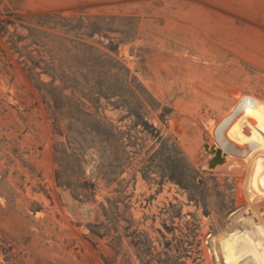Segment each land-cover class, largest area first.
Instances as JSON below:
<instances>
[{"label": "rangeland", "instance_id": "1", "mask_svg": "<svg viewBox=\"0 0 264 264\" xmlns=\"http://www.w3.org/2000/svg\"><path fill=\"white\" fill-rule=\"evenodd\" d=\"M44 15L60 24L81 17L111 31L82 42L106 53L104 34L117 44V54H109L128 71L122 79L150 96L146 120L203 178L207 215L175 184L160 185L154 171L143 179L150 139L141 152L126 146L128 163L118 176L103 168L108 160L88 143L90 135L82 140L86 118L79 111L121 131L133 118L119 121L125 113L104 99L96 114L89 99L96 94L70 90L63 92L65 108L55 110L36 89L24 72L27 53L37 60L36 50L73 51L60 40V26L37 25L51 21ZM3 20L14 25L0 33V264H139L124 237L128 222L157 251L161 234L181 239L186 264H224L215 242L232 226L264 259V0H0ZM206 146L220 150L221 164L209 167L216 157ZM82 178L96 185L93 197L75 198L66 186ZM107 199L117 201V225L100 207H109Z\"/></svg>", "mask_w": 264, "mask_h": 264}, {"label": "trees", "instance_id": "2", "mask_svg": "<svg viewBox=\"0 0 264 264\" xmlns=\"http://www.w3.org/2000/svg\"><path fill=\"white\" fill-rule=\"evenodd\" d=\"M44 18L51 21H37V25L47 27L49 30H55L57 26H60L62 28L60 40L73 45V51L76 53L72 54V50L63 51L60 48L53 52V49H51L46 52L43 51L49 57L45 59V56L42 55L43 52L36 50L38 59L34 60L28 52L27 57L31 61V66L25 65L24 72L31 81L35 80L34 86L36 89L39 92L43 90L46 92L55 110L65 108V104L61 101L62 99L67 100V97L64 96L63 92L70 90L72 93L78 92L84 97L96 94V97L89 98L94 104L96 114L101 107L100 100L104 99L106 107L111 106L113 110L125 113L119 121L133 118L127 131H121L108 122L105 117L93 119L92 114L79 111L80 115L86 118V121L80 122L82 130L79 133L82 140L87 144L85 136L90 135L91 142L88 143H93L101 158L108 160L107 166L103 168H108L109 175H120L122 168L127 165L129 157L128 152L125 150L126 146H140L139 151L141 152L144 148V142L150 139L153 145L145 152V157L140 161L142 164L140 171L143 179H149L148 175L154 171L159 177L160 185L167 181L171 182L186 193L187 200L193 202L195 206L203 203L204 196L202 195L205 191L203 178L188 163L175 143L169 144V140L163 138L159 131L146 120L145 110L146 105L149 104V94L141 86L132 88L127 81V76L122 79L120 72L123 71L128 75V71L115 57L109 54H117V44H114L104 34V37L109 39L108 45L105 46L109 53H106L99 52L91 45L82 42L83 37L92 38L95 34L100 35L111 31H103L96 23H85L81 17L72 20L61 19L63 24L57 21L58 17L44 15ZM8 25L13 26L14 22L10 20L0 21V33L6 34V26ZM30 32H33V30L30 29ZM46 36L54 39L58 38L47 34ZM69 36H73V38L71 39ZM21 40L23 38H18L15 44ZM15 44L12 46L14 50L17 49ZM32 44H35V41ZM27 47L23 46L21 49ZM36 68L40 69V72H35ZM41 75H46L51 80L43 83L40 81ZM57 81L59 82L58 85H56ZM133 81L131 80V83ZM235 102L236 106L232 110H234L235 115H238L241 109L240 102L236 98ZM131 130L134 134L130 133ZM138 134H142V136L139 137ZM137 141H140V143L138 144ZM108 181L111 182V180ZM66 186L72 189L75 198L82 196V198L88 199L94 196L96 190V185L84 178L80 183H67ZM107 203L108 208L105 209L102 205L100 207L107 219L112 220L113 224L117 225L119 217L115 205L117 201L110 202L107 199ZM202 206L204 208L203 213L207 215L205 204L203 203ZM131 227L132 223L128 222L127 226L123 228L124 237L130 238L129 244L134 249L139 264H186L181 259L188 257V251L181 239L173 235L168 240L160 233L162 242L159 245L162 250L157 251L153 241L146 233H141L137 229L131 230ZM164 229L169 231L166 226H164ZM118 240H121V236L118 237ZM125 264L130 263L125 261Z\"/></svg>", "mask_w": 264, "mask_h": 264}, {"label": "bare ground", "instance_id": "3", "mask_svg": "<svg viewBox=\"0 0 264 264\" xmlns=\"http://www.w3.org/2000/svg\"><path fill=\"white\" fill-rule=\"evenodd\" d=\"M215 244L224 264H247L248 260L250 264H264V259L262 260L258 256L252 244H250L246 237L243 236L241 230L236 226H232L220 234ZM238 255L245 257V261L240 262Z\"/></svg>", "mask_w": 264, "mask_h": 264}, {"label": "water", "instance_id": "4", "mask_svg": "<svg viewBox=\"0 0 264 264\" xmlns=\"http://www.w3.org/2000/svg\"><path fill=\"white\" fill-rule=\"evenodd\" d=\"M206 149L209 150L208 146H206ZM214 147H211L209 152L213 153L215 152V157L209 162V167L214 168L217 164H221L223 161L218 158L220 155V150H215Z\"/></svg>", "mask_w": 264, "mask_h": 264}]
</instances>
